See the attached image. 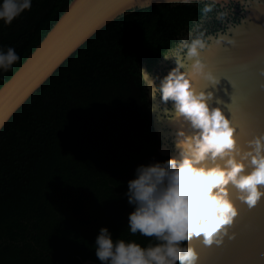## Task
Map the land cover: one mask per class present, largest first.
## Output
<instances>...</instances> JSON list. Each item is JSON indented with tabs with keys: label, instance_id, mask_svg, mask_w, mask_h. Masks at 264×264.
Instances as JSON below:
<instances>
[{
	"label": "trees",
	"instance_id": "1",
	"mask_svg": "<svg viewBox=\"0 0 264 264\" xmlns=\"http://www.w3.org/2000/svg\"><path fill=\"white\" fill-rule=\"evenodd\" d=\"M71 0H32L0 45L20 60L45 37ZM207 1L133 10L74 52L0 132V264H84L107 226L114 239L150 237L127 228L125 193L140 164L167 159L141 79L202 18ZM93 264V263H90Z\"/></svg>",
	"mask_w": 264,
	"mask_h": 264
},
{
	"label": "clouds",
	"instance_id": "2",
	"mask_svg": "<svg viewBox=\"0 0 264 264\" xmlns=\"http://www.w3.org/2000/svg\"><path fill=\"white\" fill-rule=\"evenodd\" d=\"M182 2L190 4L192 0ZM217 2L204 4V19ZM31 7L32 0H0V21L11 25ZM226 16V12L217 13L221 21ZM239 32L238 27H228L208 35L197 23L180 37L170 55H164L165 59L174 58L176 66L159 84L141 68L149 101L159 97L150 110L157 113L159 121L179 125L173 141L175 154L138 165L128 181L125 196L133 210L127 228L132 235L150 237L147 246L136 240L114 239L109 228L102 226L94 243L101 264H198L199 253L192 241L201 240L206 246L223 244L238 215L231 189L238 190V198L249 208L264 197V133L242 148L231 119L221 107L210 105L214 93L205 90L220 79L204 52L213 45L234 46ZM19 60L14 47L0 45V73L11 71ZM199 81H207V86L201 87ZM234 237L232 233L229 239Z\"/></svg>",
	"mask_w": 264,
	"mask_h": 264
},
{
	"label": "water",
	"instance_id": "3",
	"mask_svg": "<svg viewBox=\"0 0 264 264\" xmlns=\"http://www.w3.org/2000/svg\"><path fill=\"white\" fill-rule=\"evenodd\" d=\"M195 1L210 2L192 0ZM163 3L183 2L71 0L34 51L0 87V132L19 108L96 32L133 10ZM217 3L222 6L235 3L241 8H237L240 13L238 21L228 24V27H238L240 32L234 46L221 48L213 45L204 52L205 60L220 79L214 87L210 85L205 90L214 93L210 105L221 107L236 127L238 144L247 148L249 140L264 133V0L260 3L256 0H218ZM227 15L231 14L227 12ZM214 24L210 22L211 27ZM142 68L151 74L157 84L164 77L152 74L146 63ZM198 83L201 87L207 86V81ZM217 100L221 101L219 105ZM157 102L159 97L151 102V107ZM171 104L170 101L167 106L171 107ZM161 107L164 105L161 104ZM152 116L154 129L162 140L159 151L166 156L175 154L173 141L179 125L159 121L153 111ZM230 195L238 208V215L229 227L223 244L206 246L201 240L192 241L199 253L198 264H264V197L256 206L249 208L238 198L237 189L232 188ZM232 233L235 237L229 239ZM83 262L101 264L93 259Z\"/></svg>",
	"mask_w": 264,
	"mask_h": 264
},
{
	"label": "flooded vegetation",
	"instance_id": "4",
	"mask_svg": "<svg viewBox=\"0 0 264 264\" xmlns=\"http://www.w3.org/2000/svg\"><path fill=\"white\" fill-rule=\"evenodd\" d=\"M237 8L240 7H238L235 3H230L228 6H222L216 3L213 12L209 13V17L207 19H204L202 17L200 20L196 21V23L187 32L193 30L197 23H200L202 28L206 29V33L208 35L216 34L221 30L225 31L228 28V24L230 22H237L240 18V13L237 11ZM222 11L231 14L230 16L227 15L224 21H221L216 17L217 13ZM214 17L215 19H213ZM210 22H214V26L211 27ZM176 45L172 47L165 55H170L172 49H174ZM174 67V58L165 59V57L163 56L150 72L152 74H155L156 76H165L168 74L169 69H172Z\"/></svg>",
	"mask_w": 264,
	"mask_h": 264
},
{
	"label": "snow or ice",
	"instance_id": "5",
	"mask_svg": "<svg viewBox=\"0 0 264 264\" xmlns=\"http://www.w3.org/2000/svg\"><path fill=\"white\" fill-rule=\"evenodd\" d=\"M224 51H227V50H224Z\"/></svg>",
	"mask_w": 264,
	"mask_h": 264
}]
</instances>
